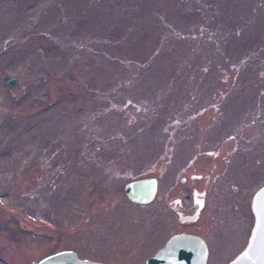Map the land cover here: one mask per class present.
Masks as SVG:
<instances>
[{
  "label": "rangeland",
  "instance_id": "374dc122",
  "mask_svg": "<svg viewBox=\"0 0 264 264\" xmlns=\"http://www.w3.org/2000/svg\"><path fill=\"white\" fill-rule=\"evenodd\" d=\"M263 184L264 0H0V264H141L176 232L228 264Z\"/></svg>",
  "mask_w": 264,
  "mask_h": 264
},
{
  "label": "water",
  "instance_id": "95a60500",
  "mask_svg": "<svg viewBox=\"0 0 264 264\" xmlns=\"http://www.w3.org/2000/svg\"><path fill=\"white\" fill-rule=\"evenodd\" d=\"M2 79L10 89L19 86V80L10 73H4ZM155 177H143L127 182L124 192L134 203L150 202L156 192ZM250 211L253 216L245 245L228 262V264H264V184L252 194ZM197 212L178 215L180 222L193 221ZM207 246L202 237L189 232H176L152 255L141 264H205ZM35 264H106L99 261L80 258L71 249H59L39 258Z\"/></svg>",
  "mask_w": 264,
  "mask_h": 264
},
{
  "label": "flooded vegetation",
  "instance_id": "af4514ba",
  "mask_svg": "<svg viewBox=\"0 0 264 264\" xmlns=\"http://www.w3.org/2000/svg\"><path fill=\"white\" fill-rule=\"evenodd\" d=\"M148 177H150V176H148ZM153 177V176H152ZM192 177V176H191ZM156 178V177H155ZM156 182H157V178H156ZM157 189V188H156ZM156 193V192H155ZM155 196V195H154ZM249 206H250V204H249ZM180 215V214H179ZM177 219H178V217H177ZM251 228V227H250ZM249 231H250V229H249ZM247 239V238H246Z\"/></svg>",
  "mask_w": 264,
  "mask_h": 264
}]
</instances>
